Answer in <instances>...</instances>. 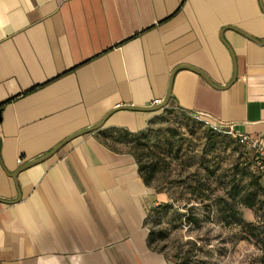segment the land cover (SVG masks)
Instances as JSON below:
<instances>
[{
    "label": "crops",
    "instance_id": "obj_1",
    "mask_svg": "<svg viewBox=\"0 0 264 264\" xmlns=\"http://www.w3.org/2000/svg\"><path fill=\"white\" fill-rule=\"evenodd\" d=\"M167 109L264 142V0H0V264H168L104 142Z\"/></svg>",
    "mask_w": 264,
    "mask_h": 264
},
{
    "label": "rangeland",
    "instance_id": "obj_2",
    "mask_svg": "<svg viewBox=\"0 0 264 264\" xmlns=\"http://www.w3.org/2000/svg\"><path fill=\"white\" fill-rule=\"evenodd\" d=\"M104 142L131 153L139 175L158 194L145 221L147 244L168 264H262L264 178L257 177L254 209L228 198L233 185L254 188L251 152L233 135L167 109L140 133L105 131ZM220 208L230 223L222 221Z\"/></svg>",
    "mask_w": 264,
    "mask_h": 264
},
{
    "label": "trees",
    "instance_id": "obj_3",
    "mask_svg": "<svg viewBox=\"0 0 264 264\" xmlns=\"http://www.w3.org/2000/svg\"><path fill=\"white\" fill-rule=\"evenodd\" d=\"M250 160H251V166L253 168L252 155H251ZM253 171H254V168H253ZM253 173L254 174L249 175V181L251 184L254 185V188H252L250 190H246L245 188H238V186L233 185V186H231V188L227 194L228 198L231 201L237 202V204L239 206H243L249 210L254 209L258 204L260 185H259L257 177L262 178V176L257 174L255 171ZM140 177L143 180L144 184L147 186V182H148L147 179L144 176H140ZM225 203L228 205L227 202H225ZM219 213L221 214L223 222L230 223L228 220L227 214L223 213L221 208L219 209ZM230 215H231V217H235V215H236V210L233 207L231 208V214ZM260 242H261L260 245H261V252H262L261 261H262V264H264V238H261Z\"/></svg>",
    "mask_w": 264,
    "mask_h": 264
},
{
    "label": "built area",
    "instance_id": "obj_4",
    "mask_svg": "<svg viewBox=\"0 0 264 264\" xmlns=\"http://www.w3.org/2000/svg\"><path fill=\"white\" fill-rule=\"evenodd\" d=\"M153 105L160 104L159 99H155L152 102ZM191 113V112H188ZM196 116V118L202 122H204L207 126L211 127L214 130L224 129L226 133L233 135L237 142L246 147L252 155L253 159V168L254 171L264 178V142L253 138L252 136L245 133H235L231 127L226 129V126H222V124L211 122L207 119H204L200 114L191 113Z\"/></svg>",
    "mask_w": 264,
    "mask_h": 264
},
{
    "label": "water",
    "instance_id": "obj_5",
    "mask_svg": "<svg viewBox=\"0 0 264 264\" xmlns=\"http://www.w3.org/2000/svg\"><path fill=\"white\" fill-rule=\"evenodd\" d=\"M194 71L197 72L198 74H200L201 76L204 77V75H203L201 72H199L198 70H194ZM204 78H205V77H204ZM169 97H170V88H169V90H168V94H167V97H166V99H165L164 104L161 105L160 107L152 108V111H155V110H158V109L163 108V107L165 106L167 100L169 99ZM127 109L137 110V111L143 110L142 108H127ZM102 124H103V122H100V123L97 124L96 126H93V127H91V128H88V129H86V130H83V131H81V132L75 134L74 136H71L70 138L64 140V141H63L61 144H59L56 148H54L49 154H47V155H45V156H43V157H41V158H38V159H36V160H33V161H31V162H28L27 164H25L24 166H22V167H21V170H22V169H25V168H27V167L33 165V164H36V163L40 162V161L43 160V159H45L46 157H48L49 155H51L52 153H54V152L57 150L58 147H60V146L63 145L64 143H67V142L70 141L71 139H73V138H75V137H77V136L83 135V134H85V133H90V132H93V131L97 130L98 128H100V127L102 126ZM14 175H15V174H14Z\"/></svg>",
    "mask_w": 264,
    "mask_h": 264
}]
</instances>
